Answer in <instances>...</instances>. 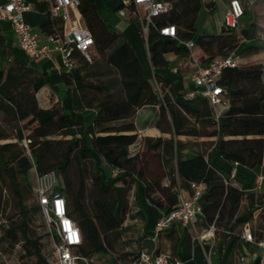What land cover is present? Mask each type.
I'll return each instance as SVG.
<instances>
[{
  "label": "trees",
  "instance_id": "trees-1",
  "mask_svg": "<svg viewBox=\"0 0 264 264\" xmlns=\"http://www.w3.org/2000/svg\"><path fill=\"white\" fill-rule=\"evenodd\" d=\"M156 1L170 4V10L154 18V25L149 28L146 41L152 68L168 67L170 54L196 58L202 64L228 57L237 62L235 68L224 70L219 80L228 107L218 118L205 98H185L159 76L155 77L162 91L157 93L143 78L129 42L106 27L95 0H82L78 8L93 39L90 60L77 51L71 55L83 109L95 111L89 124L74 121L59 106L41 109L35 95L44 85L43 78L16 59H6V68H1L4 40L0 36V111L19 124L16 142L0 144V177L16 200L21 215L16 228L32 250L34 264H51L57 236L44 218L52 245L47 257L42 255L39 242L28 236L30 212L43 215L34 195L32 171L37 175L56 173L55 192L65 198L67 216L82 237L77 252L89 264L93 256L108 255L121 238L120 231L125 230L122 227L131 211L130 195L136 179L143 183L147 201L163 214L178 206V189L188 191L192 182H204L203 221L208 228L214 226L215 232L232 245L239 242L234 230L248 224L253 212L264 205V195L239 190L212 166L215 157L247 169H255L264 162V63L241 62L257 54L259 47L248 31L223 28L218 35L198 32L200 11L205 8L212 15L216 0ZM43 5L36 4V9L48 16L42 30L49 35L62 31L60 20L52 18ZM166 26L175 27L177 40L160 35V28ZM189 41L193 43L191 50L179 44ZM92 77L97 80H90ZM144 107L158 109L157 120H151V124L169 134V139L139 138L135 117ZM177 136L216 140L203 144L198 152L182 155L183 145L175 139ZM56 137L61 138L53 139ZM139 140V150L132 156L130 147ZM143 152L153 159V170L144 162ZM106 168L111 174L116 172L115 177ZM1 193L0 189V205ZM28 198L34 199V207H28ZM244 198L248 209L240 213ZM260 216L264 218V209ZM133 217L143 220L141 210H136ZM248 230L255 240H264V220ZM138 249L128 264H140L143 250L160 255L141 235ZM111 264H115L113 259Z\"/></svg>",
  "mask_w": 264,
  "mask_h": 264
},
{
  "label": "crops",
  "instance_id": "crops-1",
  "mask_svg": "<svg viewBox=\"0 0 264 264\" xmlns=\"http://www.w3.org/2000/svg\"><path fill=\"white\" fill-rule=\"evenodd\" d=\"M26 1L32 10L24 14V21L38 38L39 45L46 46L49 52L46 56L43 55L33 60L29 59L18 48L10 24L0 22V36L4 40L2 63L5 64L6 59H16L43 78L44 85L35 95L37 104L41 109L48 110L53 106H59L68 112L74 121L83 124L91 123L95 117V111L83 109L76 86L74 70L66 71L64 69L58 50L60 45L49 43L47 41L49 34L42 30V27L48 21V16L45 12L37 10L36 4L43 5V3L40 0ZM3 2L4 0H0V4ZM228 2L229 0H216L215 12L212 15L203 8L197 19V23L200 19L199 25L196 23L198 32L207 35L220 34L223 29L222 18L228 7ZM240 2L244 7V15L240 20V28L236 32L248 31L253 42L259 47L257 54L241 59V62L246 63L249 60L255 63H264V59H261V56L264 55V48L260 45L261 43L257 42V40L264 41V0H240ZM95 4L106 27L110 31L121 34L129 42L140 63L143 78L150 82L153 89L157 93L162 91L161 83L155 77L159 76L171 83L180 95L188 98L187 95L195 90V86L191 82V75L194 72L191 57L170 54L167 55L168 67L152 68L141 21L130 16L121 18L117 13L119 4L116 0H95ZM244 41L246 40L243 39ZM197 53L200 54V51L198 50ZM165 90L167 91V89ZM227 107V105L217 108L212 107L215 118H218ZM157 113V108L151 109L148 107L137 111L135 121L139 138H170L169 134L161 133L151 124V120H157ZM148 121L149 123L145 125V122ZM175 139L183 145L182 155L198 152L203 144L216 140L215 138L191 136H177ZM136 144L138 145L135 148L137 153L140 140ZM191 144H193L192 147ZM212 166L239 190L255 195H264V182L259 187L256 186V177L259 175L264 176V162L255 169H247L238 165L232 166L221 157H215L212 160ZM105 170L110 172L108 168ZM109 174L111 175V172ZM132 194L134 205L136 204L135 208L138 211L141 210L143 216V220L140 219L138 225L141 236L144 237L145 241L152 244L153 251L158 254H167L183 264H255L260 257V249L255 245L244 242L241 239V234L245 229H251L262 223L264 218H261L260 213L264 209V205L259 206L253 212V219L248 224L234 230V234L239 236V242L232 245L227 238L223 239L219 232L218 234L214 232L213 236L208 233L209 228L206 227L203 221L202 213L199 215L194 227L186 228L175 223L155 238L154 228L162 212L147 201L144 185L137 179ZM200 206L203 211L205 196L202 198ZM247 209L248 201L244 198L240 205V213L245 212ZM226 234H229V232Z\"/></svg>",
  "mask_w": 264,
  "mask_h": 264
},
{
  "label": "built area",
  "instance_id": "built-area-1",
  "mask_svg": "<svg viewBox=\"0 0 264 264\" xmlns=\"http://www.w3.org/2000/svg\"><path fill=\"white\" fill-rule=\"evenodd\" d=\"M82 0H40L46 7L52 18L60 20L62 31L49 35L47 41L52 44H59L61 62L66 71L75 69V61L71 59L73 51H77L88 60L89 51L93 46V39L87 30L79 14V6ZM119 4L117 13L121 18L130 16L141 21L142 32L147 38L153 20L160 15L166 14L170 10V4L158 2L156 0H116ZM31 6L26 0H4L0 4V22H8L11 26L13 37L18 48L29 58L36 59L46 56L49 49L40 46L38 38L33 34L31 27L25 23L24 14L30 12ZM244 15V9L240 0H229L228 7L223 14L222 26L226 30L238 31L240 20ZM159 33L166 38L176 39V29L174 26L160 28ZM187 50L193 48V43L179 42ZM194 72L191 75V82L195 90L187 97L194 98L201 96L205 98L210 106L217 108L225 105L224 92L219 85V80L224 70L233 69L237 62L228 57L216 59L208 64H202L198 59L192 58ZM138 145L130 147V154H136ZM116 172L111 174L115 177ZM233 177V176H231ZM264 182V176L256 177V186L259 187ZM57 185V175L54 171L37 175L34 172L33 190L38 205L41 208L49 229L53 228L57 241L53 244L51 264H89L88 260L82 257L77 248L82 243V237L75 223L67 216L66 201L64 196L55 192ZM206 193V184L202 181L192 182L188 191L177 190L178 206L163 214L157 221L154 234L155 238L168 229L171 225L178 223L186 228L196 225L199 215L202 213L200 202ZM216 231L214 226H210L208 233L213 236ZM211 236V237H212ZM241 239L251 245L257 246L260 257L255 264H264V240H255L252 233L245 229L241 234ZM140 264H183L181 261L171 258L167 254L153 255L143 250L139 255Z\"/></svg>",
  "mask_w": 264,
  "mask_h": 264
},
{
  "label": "rangeland",
  "instance_id": "rangeland-1",
  "mask_svg": "<svg viewBox=\"0 0 264 264\" xmlns=\"http://www.w3.org/2000/svg\"><path fill=\"white\" fill-rule=\"evenodd\" d=\"M113 15V13H112ZM113 20V18H112ZM200 19L197 23L199 25ZM139 33V31H138ZM262 48H264V41L257 40ZM264 59V55L261 56ZM249 62V60L247 61ZM1 68L5 69L6 65L1 64ZM92 81H96L95 77L90 78ZM19 126L18 122L11 116L0 111V144L8 142H16V129ZM56 137L53 139H60ZM66 139V137L64 138ZM24 144V143H22ZM27 144V141H26ZM193 144H191L192 147ZM196 145V144H195ZM144 153V162L150 165L151 170L154 169V161L146 152ZM108 173V171H107ZM34 171L31 172V182L33 184ZM0 189L2 190L1 199L2 204L0 205V264H20L21 262H28L34 264L36 259L32 256V250L24 243L23 238L20 235V231L16 228L20 221L21 215L16 205V200L9 192V186L3 182L0 177ZM132 193L130 195V207L131 211L127 220L124 222L121 232V238L114 244L112 251L105 256H93L90 260V264H111L113 259L115 264H128L133 254L139 249V237L141 235L139 230V220L134 219L136 208L132 200ZM28 207L32 208L35 205L33 198H28L26 201ZM28 221V236L30 239H35L41 245L42 255L45 257L50 254L52 245L46 235L44 226V217L41 214L30 212ZM8 232H12V235H7ZM13 234L15 237H13ZM29 249H28V248Z\"/></svg>",
  "mask_w": 264,
  "mask_h": 264
}]
</instances>
